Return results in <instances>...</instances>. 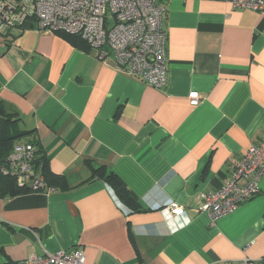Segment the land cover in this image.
Returning <instances> with one entry per match:
<instances>
[{
    "label": "crops",
    "instance_id": "0c3cea01",
    "mask_svg": "<svg viewBox=\"0 0 264 264\" xmlns=\"http://www.w3.org/2000/svg\"><path fill=\"white\" fill-rule=\"evenodd\" d=\"M158 4L167 36L160 89L78 39L30 25L0 35V105L62 178L53 192L0 199V264L74 248L85 264H264V179L214 225L201 211L202 196L264 138V14L233 0ZM88 163L115 172L141 211L104 181L86 183Z\"/></svg>",
    "mask_w": 264,
    "mask_h": 264
},
{
    "label": "built area",
    "instance_id": "2783aa9c",
    "mask_svg": "<svg viewBox=\"0 0 264 264\" xmlns=\"http://www.w3.org/2000/svg\"><path fill=\"white\" fill-rule=\"evenodd\" d=\"M233 6L264 14V0H233ZM165 12L158 0H0V35L30 25L49 34L78 36L96 50L100 60H112L119 72L160 89L167 85ZM189 99L192 107L201 103L197 92ZM35 160L36 147L22 142L14 147L1 173L15 178L21 188L53 192ZM263 179L264 138L249 147L219 190L202 196L201 211L214 225L255 198ZM169 209L175 216L184 213L176 204ZM24 264H85V254L74 248L34 255ZM231 264L252 263L245 259Z\"/></svg>",
    "mask_w": 264,
    "mask_h": 264
},
{
    "label": "trees",
    "instance_id": "16d2710c",
    "mask_svg": "<svg viewBox=\"0 0 264 264\" xmlns=\"http://www.w3.org/2000/svg\"><path fill=\"white\" fill-rule=\"evenodd\" d=\"M70 40H79L80 46L88 45L80 37L75 35L62 34ZM75 42V41H74ZM19 119L15 114L6 112L0 105V199L6 197L14 198L20 195L32 193L30 188H21L18 186L15 178L5 176L1 173L6 164V160L13 151L14 147L22 142L31 143L36 147L35 164L41 167L45 183L48 187H53V182L62 178L52 174L49 168L48 159L45 151L35 140H23L29 134L23 133L18 129ZM92 171V177L86 183L94 180L104 181L115 193L119 201L130 209L132 213L141 211V204L136 197L128 190L118 175L106 166H94L88 163Z\"/></svg>",
    "mask_w": 264,
    "mask_h": 264
},
{
    "label": "rangeland",
    "instance_id": "374dc122",
    "mask_svg": "<svg viewBox=\"0 0 264 264\" xmlns=\"http://www.w3.org/2000/svg\"><path fill=\"white\" fill-rule=\"evenodd\" d=\"M2 37L0 36V39H1Z\"/></svg>",
    "mask_w": 264,
    "mask_h": 264
}]
</instances>
